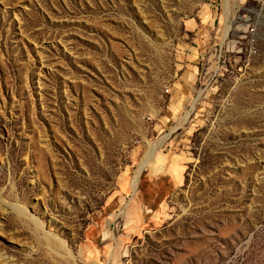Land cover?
<instances>
[{
    "label": "rangeland",
    "instance_id": "374dc122",
    "mask_svg": "<svg viewBox=\"0 0 264 264\" xmlns=\"http://www.w3.org/2000/svg\"><path fill=\"white\" fill-rule=\"evenodd\" d=\"M224 2L0 0V264H264V0Z\"/></svg>",
    "mask_w": 264,
    "mask_h": 264
},
{
    "label": "bare ground",
    "instance_id": "6f19581e",
    "mask_svg": "<svg viewBox=\"0 0 264 264\" xmlns=\"http://www.w3.org/2000/svg\"><path fill=\"white\" fill-rule=\"evenodd\" d=\"M224 9H225L224 12H225L226 18H228V16H227L228 10H229L228 0H225V2H224ZM229 26H230L229 23H227L225 36L227 35V30H228ZM143 162L141 163L140 168L142 167ZM137 179H138V173L133 177V180H132V188H133L134 191L136 190Z\"/></svg>",
    "mask_w": 264,
    "mask_h": 264
}]
</instances>
